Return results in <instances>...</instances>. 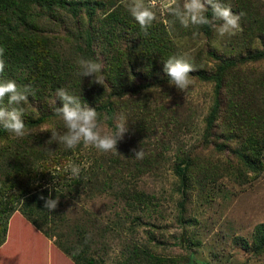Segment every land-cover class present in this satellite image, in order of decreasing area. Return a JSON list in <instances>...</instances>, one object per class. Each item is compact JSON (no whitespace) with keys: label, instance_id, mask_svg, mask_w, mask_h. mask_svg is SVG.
<instances>
[{"label":"rangeland","instance_id":"1","mask_svg":"<svg viewBox=\"0 0 264 264\" xmlns=\"http://www.w3.org/2000/svg\"><path fill=\"white\" fill-rule=\"evenodd\" d=\"M114 1L128 10L130 0ZM154 2L155 21L186 60L199 57L195 67L214 69L209 49L227 57L246 51L236 46L241 31L220 37L217 21L207 33L200 25L185 28L164 11L165 0ZM250 2L264 14V0ZM219 3L239 15L234 0ZM109 8L105 3L96 16ZM29 14L35 29L60 46L73 38L74 26L87 25L82 11L74 18L33 5ZM128 42L125 35L113 39L109 49L94 45L102 65L96 103L108 99L112 108L110 116L104 108L97 110L100 131L113 132L118 117L127 119L128 132L118 141L117 153L49 143L52 134L42 128L60 135L66 131L52 107L56 92L49 86L44 91L48 113L36 125H25L29 134L0 136V162L22 160L27 168L16 171L28 174L32 167L30 192L58 198L57 207L40 215L37 225L20 211L27 195L19 191L20 183L9 189L3 183L7 209L5 222L0 221V264H188V258L198 264H264V244L255 248L256 224L264 221V147L255 142L264 136V57L226 69L208 127L213 83L190 73V87L181 92L168 79L152 80L165 74L163 61L148 74V64L123 57L109 63L101 53L110 55ZM37 100L22 103L23 120L37 116ZM0 107H8L7 97ZM133 149L142 150L143 158H134ZM28 155L34 161L27 163ZM70 164L81 166L79 179L69 178ZM176 164L183 167V179ZM10 191H16L11 203Z\"/></svg>","mask_w":264,"mask_h":264},{"label":"trees","instance_id":"2","mask_svg":"<svg viewBox=\"0 0 264 264\" xmlns=\"http://www.w3.org/2000/svg\"><path fill=\"white\" fill-rule=\"evenodd\" d=\"M238 14L241 20V33L237 39L238 47L244 48V54L238 57H227L224 54L217 53L213 49L208 50L210 60L214 61V69L207 71L204 68H197L196 62L199 57L187 60L193 67L195 75L204 80H210L213 83L214 98L209 116L206 119V125L211 126L214 114L219 103V89L224 72L227 68L237 62L248 59L255 60L264 57V14L256 11L258 3H251L250 0H234ZM107 3L110 8L100 17L96 16V9L102 8ZM33 5H39L40 8L50 13H58L60 10L70 14L74 18L82 11L86 16L87 25L83 28L74 26L75 32L73 38L60 46V43L53 42L48 36L35 29L36 25L31 20L29 14ZM212 12L209 10L206 15L209 18ZM211 24V23H210ZM208 25H200V29L207 33ZM127 36L129 42L122 48L115 47L110 55L108 52H101L109 63L116 62L119 57L125 61H138L142 64H148L151 69L147 72L153 74L155 67L166 61L169 57H183L174 38L169 36L158 21H154L147 29L142 30L136 21L132 18L129 10L116 3L114 0H0V48L5 52L3 60L5 69L0 73V82L14 80L19 87L30 86L33 95L28 96V102L38 98L36 117H29L23 120L25 125L32 126L39 123L48 112L44 109L47 105L44 91L49 86L52 91L59 88L67 90L71 95L80 98L82 104L95 108L96 111L104 108L108 116L112 114V108L108 99L99 105L96 101L100 96V88L92 82L90 77H79L77 75V59L84 58L100 63L94 49V45L102 44L105 49H109L112 40ZM196 61V62H194ZM206 65L205 63L201 66ZM168 79L165 74L157 75L152 78L153 81ZM54 109L62 107V101L54 97ZM19 105L18 107H21ZM98 113V111H97ZM99 119V113H98ZM111 125L110 117L107 118ZM5 130L0 127V136ZM256 147H264V136H256ZM237 154L246 160V155L240 152ZM34 158L28 155L26 162L30 163ZM18 168H27L22 160L15 158L4 159L0 162V189L5 184L6 189L12 188L20 183L19 191H26V197L20 211L29 219L40 223L37 218L45 215L44 200L37 192H30L32 183L28 174L16 171ZM175 170L183 179V167L175 165ZM13 172L18 173L17 175ZM18 187V186H17ZM11 203L16 191H10ZM7 209L5 205V195L0 190V221L5 222L3 211ZM256 227L259 233L255 239V248L258 249L264 244V221L258 222ZM83 259V256H81ZM188 264H198L193 259H187ZM86 264V263H83Z\"/></svg>","mask_w":264,"mask_h":264},{"label":"clouds","instance_id":"3","mask_svg":"<svg viewBox=\"0 0 264 264\" xmlns=\"http://www.w3.org/2000/svg\"><path fill=\"white\" fill-rule=\"evenodd\" d=\"M154 0H130L128 10L132 18L142 30L147 29L156 20L157 15L152 9L155 8ZM163 9L169 15L176 17L180 24L187 28L189 25H208L214 21L219 22L217 35L220 37L234 36L240 27V16L234 14L229 6L222 5L219 0H165ZM211 10L212 19L206 13ZM5 49L0 48V73L4 72L5 61L3 60ZM79 77H92V82L100 83L96 74L101 72L102 65L93 60L78 58L77 61ZM163 72L169 80V85H174L178 91L185 92L191 84L190 73L194 71L192 65L183 57H169L163 62ZM33 95L30 86L19 87L14 80L0 82V102L7 97L8 107H0V127L14 138H23L28 135V130L23 122V110L20 107L27 101L28 96ZM56 98L62 101L63 106L56 108V115L63 122L66 129L64 134H58L51 127H44L41 131H50L51 139L49 143L55 141L63 144L67 149H73L77 145L83 144L85 147L95 148L100 153H117V143L123 139L128 132L127 119L123 116L117 118L115 130L102 134L98 123V113L95 108L82 104L79 97L71 95L67 90L59 88L56 90ZM134 158L142 159L143 151L133 149ZM90 166V162H89ZM66 171L69 172L70 179H79L81 166L70 164ZM44 208L52 211L57 207L58 198H46Z\"/></svg>","mask_w":264,"mask_h":264}]
</instances>
